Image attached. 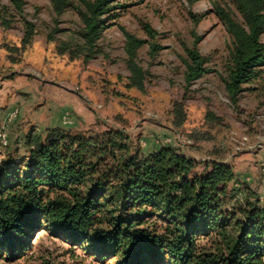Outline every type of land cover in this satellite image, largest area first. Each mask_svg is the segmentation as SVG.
<instances>
[{
    "label": "trees",
    "instance_id": "trees-1",
    "mask_svg": "<svg viewBox=\"0 0 264 264\" xmlns=\"http://www.w3.org/2000/svg\"><path fill=\"white\" fill-rule=\"evenodd\" d=\"M10 1L24 23L21 44L9 53L16 62L12 52H24L37 28L25 16L26 0ZM52 3L57 16L73 7L82 21L79 39L60 41L56 52L85 61L99 52L108 20L122 6L121 0ZM216 11L233 40L223 81L237 103L264 67V0H228ZM191 15L195 22L202 18ZM2 24L9 25L4 16ZM144 28L156 37L150 24ZM58 30L48 33L49 42ZM125 35L129 84L144 89L148 72L136 58L146 41L130 31ZM200 39L196 34L195 46L183 58L188 87L209 72L208 59L197 47ZM174 113L177 125L186 122L182 101H175ZM207 117L215 118L211 112ZM194 134L214 138L211 132ZM19 144L26 155L19 154ZM16 146L3 147L7 158L0 162V255L9 260L46 226L117 264H264V199L238 180L229 162L198 160L173 145L143 152L127 130L116 126L95 131L56 125L43 133L33 127ZM236 184L246 185L244 198Z\"/></svg>",
    "mask_w": 264,
    "mask_h": 264
},
{
    "label": "rangeland",
    "instance_id": "rangeland-1",
    "mask_svg": "<svg viewBox=\"0 0 264 264\" xmlns=\"http://www.w3.org/2000/svg\"><path fill=\"white\" fill-rule=\"evenodd\" d=\"M226 1L121 0L98 42L99 52L85 61L84 56L72 60L56 52L60 41L79 39L77 10L68 7L57 16L52 0H26L25 16L36 24L37 34L24 52H12L14 62L10 49L21 44L24 23L10 0H0V131L14 149L33 127L43 133L56 125L95 131L116 126L127 130L143 152L173 145L198 160L229 162L238 180L264 199V67L233 103L223 81L233 40L216 11ZM191 12L202 15L201 20L195 22ZM2 16L9 25L2 24ZM146 23L157 31L155 38L147 33ZM55 27L56 40L49 42L47 35ZM125 31L146 41L136 58L148 72L144 89L129 84ZM196 34L209 72L188 87L183 58L195 46ZM175 101H182L186 110L180 126ZM13 112L17 115L10 120ZM209 112L215 118L208 119ZM67 114L72 123L64 122ZM199 130L214 138H196ZM18 148L20 155L27 154L22 144ZM7 152L0 146V162ZM236 187L244 198L246 185ZM28 243L12 260L0 255V264H117L115 258L103 259L88 244L73 243L46 226Z\"/></svg>",
    "mask_w": 264,
    "mask_h": 264
},
{
    "label": "built area",
    "instance_id": "built-area-1",
    "mask_svg": "<svg viewBox=\"0 0 264 264\" xmlns=\"http://www.w3.org/2000/svg\"><path fill=\"white\" fill-rule=\"evenodd\" d=\"M16 115L17 114L15 112L11 113L9 119L12 120ZM64 122L67 123V124L68 123H72L73 122V119H72V117L69 114H67L65 116ZM8 143H9V139H8L6 133L0 131V146H1V148L7 146Z\"/></svg>",
    "mask_w": 264,
    "mask_h": 264
}]
</instances>
